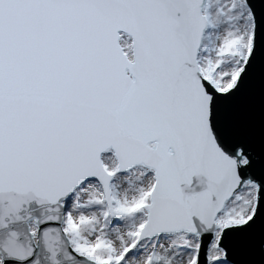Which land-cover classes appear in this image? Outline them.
Segmentation results:
<instances>
[{"label":"snow or ice","instance_id":"1","mask_svg":"<svg viewBox=\"0 0 264 264\" xmlns=\"http://www.w3.org/2000/svg\"><path fill=\"white\" fill-rule=\"evenodd\" d=\"M0 264H264V0H0Z\"/></svg>","mask_w":264,"mask_h":264}]
</instances>
